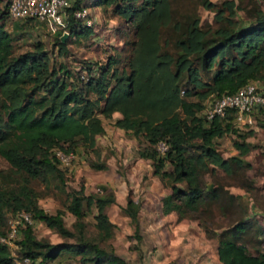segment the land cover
I'll return each instance as SVG.
<instances>
[{
	"label": "trees",
	"instance_id": "trees-1",
	"mask_svg": "<svg viewBox=\"0 0 264 264\" xmlns=\"http://www.w3.org/2000/svg\"><path fill=\"white\" fill-rule=\"evenodd\" d=\"M100 4L115 5V13L131 23L134 40L128 42L129 52L120 69L115 67V57L108 58L96 74L88 67L86 80L80 88L67 83L70 72L65 66L49 65V58L40 45L12 55L10 33L0 24V157L21 181L17 186L0 189V237L5 235L6 212L12 216L27 212L33 221L42 222L60 238L74 237L76 240L73 245L37 240L31 226L22 223L25 226L19 230L20 238L15 244L19 259L26 258V264H45L62 253L77 256L80 264H123L113 251L85 236L82 221L84 209L93 207L98 240L110 239L115 226L105 209L114 202L113 196L85 195L81 188L66 194L65 208L75 218V233L65 227L60 211L48 214L37 206L36 195L27 186L29 179L63 184L55 151L66 154L74 152L77 146L93 148L95 136L104 132L100 117L110 118L115 112L120 114L113 121L114 127L133 137L141 136L153 146V149L139 151L138 155L149 159L153 174L168 183L170 192L161 198V213L174 212L181 219L201 204L203 191L198 176L205 163L224 169L230 168L231 163L238 164L233 157L222 159L212 148V140L228 129L229 121H224L233 123V111L207 122L201 114L203 99L210 94L219 98L248 82L264 79L262 13L247 26H235L230 16L225 17L220 9L214 16L215 22H220L215 29H202L193 18L186 24L183 36L174 42L175 54H172L164 49L167 40L159 41L165 29L178 28L172 20L170 0L94 1V5ZM224 4L231 15L233 1ZM88 5L84 0H71L67 10L69 33L81 37L90 34L89 27L72 17L75 10H89ZM203 5L211 6L207 1ZM58 35L57 32L58 52L62 54L65 46L58 41ZM198 66L212 73L208 81L202 79ZM183 76L186 90L180 91L179 82ZM179 92L198 99H182ZM159 140H165L168 145L163 155L154 148ZM234 144L242 152L246 151V147ZM165 163L171 165L168 172L164 170ZM92 167L104 168L96 164ZM218 195V189L214 188L205 196L208 203L215 204ZM120 211L133 222L136 233L137 202L127 198ZM241 224L236 223L216 235L218 262L264 264V253L251 255L244 245L234 240L243 233ZM134 237L139 240L135 234ZM0 264H14L9 246L3 243H0Z\"/></svg>",
	"mask_w": 264,
	"mask_h": 264
},
{
	"label": "rangeland",
	"instance_id": "rangeland-1",
	"mask_svg": "<svg viewBox=\"0 0 264 264\" xmlns=\"http://www.w3.org/2000/svg\"><path fill=\"white\" fill-rule=\"evenodd\" d=\"M7 1L0 0V24L10 33L12 55L40 45L49 58V65L65 66L70 72V76L66 77L67 83L77 88L83 86L88 67L92 74H96L112 57L117 58V69L123 66L129 52L128 42L134 40V34L131 23L115 13V5L105 7L94 5L95 0H84L85 4H89L88 15L92 20L90 34L81 37L68 31L58 32V41L65 46V53L61 54L58 52L57 33L51 34L44 25L33 21L9 18L5 9ZM205 1L211 4L209 8L203 5ZM226 1H233L231 15L224 8ZM170 3L172 20L178 28L165 29L159 41L162 43L166 39L168 43L164 49L172 54H175L174 42L183 36L186 24L193 18L198 20L202 29H215L220 22L216 23L214 16L220 9H223L225 17L230 16L235 26H247L255 21L259 13L264 14V0H170ZM62 36H65L63 41ZM198 69L202 79L208 81L212 73L203 71L199 66ZM184 82L185 76L179 82L180 91L186 90ZM252 82L257 88L264 89V79ZM178 95L185 100L198 99L197 96H186L180 92ZM216 99L214 94L208 95L201 103L204 106L202 110ZM114 119L112 115L110 118L100 117L104 132L95 136L93 148L77 146L74 152L64 153L70 156L59 163L63 184L57 181L46 184L29 179L27 186L35 193L40 209L48 214L60 211L65 227L75 233V218L65 208L66 194L81 188L85 195L113 196L114 202L105 209L109 221L115 226L110 239L98 240L93 207L84 209L82 221L85 236L98 241L102 248L113 251L123 260V264H220L213 256L216 254V235L236 223H242L243 233L234 240L244 245L251 255L264 253V108L252 113L251 125L237 126L231 120L224 121H229L228 129L212 140V148L222 159L233 157L238 164L231 163L230 168L224 169L205 163L198 176L203 191L201 204L196 211H188L181 219L174 212L167 215L161 213V198L170 192L168 183L164 182L166 179L162 181L153 174L149 159L138 155L139 151L153 149V146L141 136L133 137L129 132L114 127ZM234 143L246 147V151L242 152ZM93 164L103 165L104 168L95 169ZM164 170L170 171L171 165L165 163ZM20 183V178L0 157V189ZM214 188L218 189V200L210 204L205 195ZM127 198L138 205L136 233L133 222L120 211ZM5 216L3 232L6 233L13 216L9 212ZM30 220L29 225L37 240L50 244L76 243L74 237L60 238L42 222L33 221L31 217ZM24 226H16V236L9 246L15 264H19L20 260L15 242L20 238L18 232ZM134 234L139 240L135 239ZM45 264L80 263L77 256L62 253Z\"/></svg>",
	"mask_w": 264,
	"mask_h": 264
},
{
	"label": "built area",
	"instance_id": "built-area-1",
	"mask_svg": "<svg viewBox=\"0 0 264 264\" xmlns=\"http://www.w3.org/2000/svg\"><path fill=\"white\" fill-rule=\"evenodd\" d=\"M71 0H9L7 3V15L11 19L30 18L38 24L46 27L51 34L57 32H67L68 9ZM72 17L81 25L89 27L92 20L89 18L88 10L80 9L72 13ZM264 108V89L257 88L251 81L231 94H224L214 100L202 111L205 121L210 122L214 118H223L229 111H233V122L237 126L251 125L253 123L251 115L254 111ZM159 155H163L167 148L165 140H159L154 146ZM55 155L60 162L68 159V156L61 151H55ZM11 220L8 232L0 237V243L11 245V241L16 236V226L22 223L30 224V216L25 212H17ZM27 259L19 260V264H26ZM15 264V262H14Z\"/></svg>",
	"mask_w": 264,
	"mask_h": 264
},
{
	"label": "crops",
	"instance_id": "crops-1",
	"mask_svg": "<svg viewBox=\"0 0 264 264\" xmlns=\"http://www.w3.org/2000/svg\"><path fill=\"white\" fill-rule=\"evenodd\" d=\"M112 116L116 119V118H119V117H120V114H118V113L115 112V113L112 114ZM115 119H114V120H115ZM114 120H113V121H114ZM59 243H60V242H59ZM55 244H57V243H55ZM213 256H214V259H215L216 263H219L218 260H217V257H216V254H215V253H214Z\"/></svg>",
	"mask_w": 264,
	"mask_h": 264
},
{
	"label": "water",
	"instance_id": "water-1",
	"mask_svg": "<svg viewBox=\"0 0 264 264\" xmlns=\"http://www.w3.org/2000/svg\"><path fill=\"white\" fill-rule=\"evenodd\" d=\"M65 36H62V38H61V41H63V38H64Z\"/></svg>",
	"mask_w": 264,
	"mask_h": 264
},
{
	"label": "clouds",
	"instance_id": "clouds-1",
	"mask_svg": "<svg viewBox=\"0 0 264 264\" xmlns=\"http://www.w3.org/2000/svg\"><path fill=\"white\" fill-rule=\"evenodd\" d=\"M203 111V110H202ZM202 114V113H201Z\"/></svg>",
	"mask_w": 264,
	"mask_h": 264
}]
</instances>
